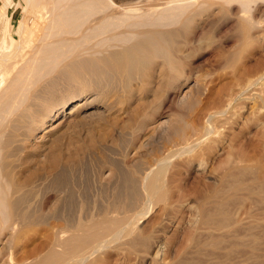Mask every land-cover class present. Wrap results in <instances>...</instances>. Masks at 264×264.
Here are the masks:
<instances>
[{
    "label": "rangeland",
    "instance_id": "374dc122",
    "mask_svg": "<svg viewBox=\"0 0 264 264\" xmlns=\"http://www.w3.org/2000/svg\"><path fill=\"white\" fill-rule=\"evenodd\" d=\"M6 2L0 0V41L4 37L5 11L12 16L10 32L17 38L16 27L25 14L21 6L8 4L7 9ZM252 5L249 24L252 19L264 20V0H255ZM222 9L218 2H208L190 14L186 22L189 27L177 25L181 29L175 39L179 47L174 64L178 69L171 70L170 75H166L167 68L160 71L148 64L146 71L134 74L135 77L103 68L104 79L98 67L73 60V64L65 62L45 79L30 100L34 103L35 98L44 97L38 106L41 112L60 106L63 101L80 102L71 104L68 110H74L72 113L47 123L52 129L39 131L27 151L22 150L15 159L22 165L18 177L29 183L21 198V206L27 211L14 216L16 228L0 225V264H16L47 252L54 236L52 226L57 222L73 225L78 220H88L109 203L128 209L141 207L142 198L145 199L141 184L144 171L169 151H178L188 137H198L207 114L224 105L244 78L263 72L264 28L254 31V25H249L252 37L244 42L234 18L237 4ZM26 16L34 30L33 41L38 43L47 22L42 17ZM177 74L180 77L174 79ZM263 77L248 93H264ZM76 102L81 106L71 109ZM61 119L65 120L58 123ZM32 144L47 147L41 150L38 145L35 150ZM53 154L60 157L56 168L50 166L48 159ZM241 154L245 160L250 158L251 161L246 160L249 164L257 165H251L256 166L253 171L242 173V180H250L258 173L264 182V105L254 98L237 100L193 151L172 154L165 175L167 205H149V211L138 220V228L148 239L137 237L133 242L129 237L111 242L98 251L90 264H220L223 255L228 258L231 246L225 244L228 241L230 245L229 238L221 242L220 248L207 244L202 251L194 242L196 237L206 242L213 237L202 226L199 204L213 189L228 186L222 175ZM257 195L231 198L224 204L234 216L232 219L243 218L244 226L237 227L242 231L236 230L238 238L246 239L247 231L252 229L262 239L259 250H255L262 257H252L253 248L249 245L239 246L229 253L231 264L241 258L243 264H264V196L259 197L264 191ZM245 223L254 225L245 230ZM231 241L233 247L238 240ZM225 256L222 264L228 260Z\"/></svg>",
    "mask_w": 264,
    "mask_h": 264
},
{
    "label": "bare ground",
    "instance_id": "6f19581e",
    "mask_svg": "<svg viewBox=\"0 0 264 264\" xmlns=\"http://www.w3.org/2000/svg\"><path fill=\"white\" fill-rule=\"evenodd\" d=\"M254 1L249 0L247 3L237 4L238 10L234 14L235 17L233 16L239 24L238 30L244 42L252 37L249 31L251 29L249 25L252 23H248V13L251 11ZM208 2H218L223 9L231 6L225 0H7L6 8L8 4H13L16 8L21 6L25 14L16 27L19 38L10 32L12 16L8 15L6 11L5 15L3 14L2 32L4 37H1L0 41V225H9L11 229L16 228L14 216L27 211L23 207L21 198L29 183L27 184V181L18 177L19 167L22 165L16 163V157L22 150L27 151L30 140L36 138L39 131L48 132L52 129V127H47V123L62 117L64 113H72L74 110L68 109L75 100H79L63 101L60 106L51 107L48 111L41 112L38 106L41 105L40 102L44 97L40 96L39 100L35 98L34 103H30V100L34 94H37L36 92L41 88L45 79L57 70L59 71L60 66L63 67L65 62V65H68L69 62L73 64L71 62L73 60H78V64H81L82 62L79 63V60H82L85 64L89 63L91 67L95 66L93 68L98 67L101 74L105 69L114 72L120 71L131 76V74H139V72L144 73L146 66L152 64L149 66L150 68L158 67L160 71L167 68L166 75H170L171 70L178 69L174 64L177 47H179L176 45L178 43L175 39L181 33V29L177 25H187V18L190 19V14ZM234 5L232 4V6ZM14 14L15 12H13ZM27 14H30V18L33 19L42 17L47 22L44 35L38 43L33 41L34 30L28 23ZM187 27L189 26L187 25ZM77 69L79 70V68ZM96 71L99 74V70ZM96 71L94 72L96 73ZM146 73L150 75V72ZM256 74L251 73V76H255L244 78L246 81L243 80L242 83H244H241L228 96L224 105H219L207 114L201 134L196 138L188 137L175 152L193 151L198 142L212 132L215 121L225 115L237 100L254 98L264 105L263 92L255 93L256 96L248 93L250 88L264 76V70L260 74L258 72L257 76ZM103 75L105 79V74ZM179 77L180 74L174 75V79ZM79 102H76L71 109L81 106ZM35 104H37L36 107ZM63 120L65 119H61L58 123ZM38 145L42 150L45 143ZM38 145L31 147L36 150ZM175 152L169 151V154L161 157L156 165H152L144 171L141 184L145 199L142 198L144 203L142 202L141 207L133 209L125 207V209L118 203H109L101 208L96 216H91L88 220H78L73 225L67 222H57L52 226L54 236L51 239L49 250L31 257V259L17 261L16 264H90L92 258L99 253L98 251L111 242L129 237L133 242L137 237L147 240L148 236L138 228V220L149 211V205L150 207L158 203H163L164 207L167 205L166 166L169 164L172 154H176ZM59 158V155L56 154L48 158L52 168L60 165ZM247 159L250 160L249 157ZM246 160L245 155L243 157L242 154L234 158L229 169L222 175V180L226 179L223 182L228 183V188L223 186L213 189L211 194L199 204L202 226L213 236L209 238L211 239L209 242L196 237L194 242L199 250L202 251L205 246L209 245L213 248H220L221 242L227 238H229L227 240L230 245H228V241L225 245L232 247L231 240H238L234 243L235 246L230 247L231 250L229 248L227 251L228 258L220 254L228 259L227 262L224 260V264L231 261L229 260L230 251L232 253V250L238 249L239 246L249 245L253 248L251 251L252 257H254L258 254L255 250H259L262 243L261 235L259 233L257 235V232L254 234L255 231L252 233V229L248 230L250 232L247 231L246 239L238 238V231H242V229H237V227L244 223L243 218H241L242 220L232 219L234 216L224 206L231 198L247 199L255 194L258 196L257 194L264 191V182L263 179L261 180L260 174L257 173L250 180H247L248 178L246 181L242 180V173L251 172L257 166L254 164L256 166L253 167L252 162L249 164V161ZM262 196L264 195L259 197ZM19 200L22 204L19 203ZM17 202L23 206L20 208L17 206ZM26 207L29 209L28 205ZM251 221L253 222V220ZM247 223H245V228L243 227L245 230L246 227L247 229L251 227V224L247 226ZM236 230L238 231L236 232ZM215 252L213 250L214 254ZM259 257H262V254ZM248 259L247 257L246 261ZM222 260L218 262L221 261L220 264H222ZM240 260L237 264H243L244 261ZM252 260L254 259L252 258ZM248 263L250 264L249 261Z\"/></svg>",
    "mask_w": 264,
    "mask_h": 264
},
{
    "label": "clouds",
    "instance_id": "9594fccd",
    "mask_svg": "<svg viewBox=\"0 0 264 264\" xmlns=\"http://www.w3.org/2000/svg\"><path fill=\"white\" fill-rule=\"evenodd\" d=\"M226 3L229 5L232 4H244L249 2V0H225ZM251 23L254 25L253 30L255 31L256 29L264 28V20H254L252 19Z\"/></svg>",
    "mask_w": 264,
    "mask_h": 264
}]
</instances>
